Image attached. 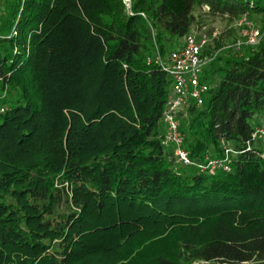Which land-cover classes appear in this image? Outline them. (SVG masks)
Wrapping results in <instances>:
<instances>
[{
	"label": "trees",
	"instance_id": "obj_1",
	"mask_svg": "<svg viewBox=\"0 0 264 264\" xmlns=\"http://www.w3.org/2000/svg\"><path fill=\"white\" fill-rule=\"evenodd\" d=\"M0 0V264H264V36L217 54L164 148L156 63L195 8L264 26V0ZM215 42V50L221 47ZM211 52V46L204 54ZM149 60V62H148Z\"/></svg>",
	"mask_w": 264,
	"mask_h": 264
},
{
	"label": "built area",
	"instance_id": "obj_2",
	"mask_svg": "<svg viewBox=\"0 0 264 264\" xmlns=\"http://www.w3.org/2000/svg\"><path fill=\"white\" fill-rule=\"evenodd\" d=\"M129 8V7H128ZM242 27L241 41H238L234 49L240 51L242 47H256L264 36V26L254 28L247 18L242 16L238 21ZM216 35L212 37L196 38L191 32L183 37V45L167 53L165 60L156 57V63L171 78V90L166 98L162 110V123L164 134L161 145L171 148L176 164L182 166H195L200 173L214 174L216 171L228 173L230 171L231 157L236 154L231 147L221 141L222 157H204L203 163H194L186 150L183 149V137L179 133L178 115L185 112L191 105L200 107L203 96L209 89V85L202 80L206 66L217 55L218 50L212 47ZM214 38V39H213ZM211 46V52L204 54V50ZM149 62V60H148ZM259 145L264 156V124L256 125L251 134V140L246 143L247 150ZM192 264H204L194 262Z\"/></svg>",
	"mask_w": 264,
	"mask_h": 264
},
{
	"label": "rangeland",
	"instance_id": "obj_3",
	"mask_svg": "<svg viewBox=\"0 0 264 264\" xmlns=\"http://www.w3.org/2000/svg\"><path fill=\"white\" fill-rule=\"evenodd\" d=\"M126 7H129V0H123ZM207 11L206 7L195 8L193 14L195 16L201 17L200 24H194L191 30V34H193L196 38L200 39L202 37H212V34L215 33V39L211 41L212 47L215 49V42L218 41L220 44V48L217 54L225 55L227 53L234 54L235 49L234 46L238 41H241V30L242 27L238 26V21L228 23L224 18L220 17H209L205 13ZM254 28H260V20L258 17H254L251 19H247ZM183 45V39H179L174 43L170 44L167 48V51L170 52L172 50L178 49Z\"/></svg>",
	"mask_w": 264,
	"mask_h": 264
}]
</instances>
